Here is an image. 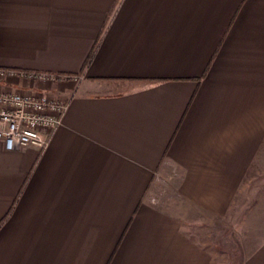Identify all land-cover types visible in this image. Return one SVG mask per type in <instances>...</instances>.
I'll use <instances>...</instances> for the list:
<instances>
[{
  "label": "crops",
  "instance_id": "crops-1",
  "mask_svg": "<svg viewBox=\"0 0 264 264\" xmlns=\"http://www.w3.org/2000/svg\"><path fill=\"white\" fill-rule=\"evenodd\" d=\"M0 68L68 101L0 138V264H264V0H0Z\"/></svg>",
  "mask_w": 264,
  "mask_h": 264
},
{
  "label": "built area",
  "instance_id": "built-area-1",
  "mask_svg": "<svg viewBox=\"0 0 264 264\" xmlns=\"http://www.w3.org/2000/svg\"><path fill=\"white\" fill-rule=\"evenodd\" d=\"M2 76H20L40 84L65 78L43 71L0 68ZM67 106V100L45 89L18 90L0 86V138L5 147L11 150L33 145L45 149L53 131L62 124Z\"/></svg>",
  "mask_w": 264,
  "mask_h": 264
},
{
  "label": "trees",
  "instance_id": "trees-1",
  "mask_svg": "<svg viewBox=\"0 0 264 264\" xmlns=\"http://www.w3.org/2000/svg\"><path fill=\"white\" fill-rule=\"evenodd\" d=\"M97 48H98V45H96L92 51L89 53V55L87 56V58L85 59V62H84V67H88L93 59L95 58V55H96V52H97ZM12 211V208L9 210V212L0 220V225L8 218V216L10 215Z\"/></svg>",
  "mask_w": 264,
  "mask_h": 264
},
{
  "label": "rangeland",
  "instance_id": "rangeland-1",
  "mask_svg": "<svg viewBox=\"0 0 264 264\" xmlns=\"http://www.w3.org/2000/svg\"><path fill=\"white\" fill-rule=\"evenodd\" d=\"M235 205H236V203H235Z\"/></svg>",
  "mask_w": 264,
  "mask_h": 264
}]
</instances>
